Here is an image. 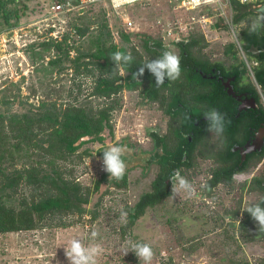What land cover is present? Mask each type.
<instances>
[{
  "label": "rangeland",
  "instance_id": "obj_1",
  "mask_svg": "<svg viewBox=\"0 0 264 264\" xmlns=\"http://www.w3.org/2000/svg\"><path fill=\"white\" fill-rule=\"evenodd\" d=\"M55 1L58 0H20L15 4L20 10L18 22L11 27L4 25L0 18V98L19 89L20 95H28L29 102L33 103H38L47 91L66 100L68 90L80 82L79 100L94 99L87 95L91 77H73L68 62L62 64L66 67L62 72L50 70L47 59L55 54L54 49L43 52L44 57L33 62L28 47L33 44L35 50H39L37 44L40 41L52 39L67 43L70 49L84 48L89 32L94 31L96 21L103 18L117 47L124 46L128 50L133 45L147 58L150 54L142 48L145 37L160 39L168 51L178 55L174 38L163 34V24L175 18H180L181 38L203 37L201 47L193 48L197 55L222 62L229 57V46L242 62L245 61L234 40V36L239 38L241 28L256 21L264 28L263 15H258L257 19L247 14L235 23L232 22L233 11L228 7L182 10L169 0H143L121 8V15L107 12L102 5H93L80 13H61L60 19L44 18L46 7ZM245 8L247 6L242 10ZM202 15H209L211 22H191V16L201 19ZM128 20L133 22L131 29L126 27ZM52 22L53 27L50 26ZM87 24H90L89 32L79 35L75 26ZM120 30L130 34L127 41L120 36ZM70 53L74 55V49ZM119 67L120 73L125 74ZM117 98L119 106L111 114L112 137L105 132L102 143L83 144L79 151L87 148L92 152L73 166V175L81 184L93 185L106 172L97 149L120 145L125 149L126 185H113L110 175L100 182L87 204L88 208L98 212L93 220L89 214H84L80 221L70 226L0 233V264H69L66 251L72 238L79 239L86 247H98L95 264H131L133 260L141 264H264V239L253 237L258 233L256 222L247 224L244 231L235 230L233 223L240 217V208L256 202L260 194L250 189L240 191V183L235 180L228 185L217 184L206 191L202 182L209 176L212 166L206 159H195V165L180 173L191 184V195L182 189L173 191L175 181L172 180L171 194L147 207L131 228L122 233L126 215L123 208L132 205L140 193L150 189V182L158 170L151 158L155 140L149 132H154L160 141L153 151L163 152L177 146L184 130L177 110L159 102L146 101L139 89H123ZM263 174L264 167H259L258 175ZM135 240L150 244L153 255L149 261L145 262L131 251L125 252L128 242Z\"/></svg>",
  "mask_w": 264,
  "mask_h": 264
},
{
  "label": "trees",
  "instance_id": "obj_2",
  "mask_svg": "<svg viewBox=\"0 0 264 264\" xmlns=\"http://www.w3.org/2000/svg\"><path fill=\"white\" fill-rule=\"evenodd\" d=\"M19 1L0 0V18L7 27L18 22L20 10L15 4ZM231 5L232 21L235 23L249 13L242 10L249 3L240 4L231 0ZM89 27L90 24H87L75 26V29L79 35H84L89 32ZM119 33L123 40H128L129 33L122 30ZM239 38L244 50L252 42L258 44V49L264 48V30L257 31L246 26L240 29ZM201 43H204V39L197 35L177 41L180 48V73L174 79H166L160 84L154 82V77L147 69L142 76L136 77L134 73L149 59L159 58L164 51H168L161 40L149 37L142 39V48L150 54L148 58L133 45L128 50L124 46L117 47L104 18L96 21L95 29L89 32L84 48L75 46L70 49L67 43L52 39L40 41L37 44L39 50H35L33 44L29 45L33 62L42 59L43 52L54 49L55 54L47 59L50 70L62 72L66 68L62 64L68 62L73 77H91L87 95L94 99L79 100L80 82L74 83L68 90L66 100H60L59 94L47 91L38 103H33L29 102L28 95H20L19 89L12 95L0 98V233L65 227L80 221L84 214H89L91 220L98 216L97 210L88 208L87 204L108 173H102L91 186L83 185L73 175V166L92 152L87 148L79 151L83 144L102 143L105 132L112 137L111 114L119 106L117 96L123 89H139L146 101L159 102L171 109H182L185 130L194 129V117L199 113L193 106L195 98L207 101V98L215 97H208L207 78L203 77L210 63L193 50L201 47ZM73 49L74 55H71ZM117 51L130 54L131 60L124 65L113 64L111 56ZM260 54L264 59V51ZM119 66L125 74L120 73ZM262 75L264 68L258 71L260 83H264ZM195 84L200 86L197 88L200 93H196ZM222 99L223 94L217 95L215 104H220ZM200 112L206 113L207 110ZM262 115L264 118V109ZM149 134L155 140L154 148L160 141L154 132ZM184 144V148L179 151L172 149L158 152L151 149V158L158 170L150 182V189L140 193L132 205L123 208L126 215L122 233L131 228L147 207L154 206L171 194L170 178L174 172L180 171L182 166H192L195 158L193 142L186 139ZM102 151L104 149H97L101 156ZM203 155L207 156L206 152ZM229 172L223 167L213 170L212 177L206 181L205 190L209 191L212 185L226 180ZM111 182L117 187L125 186L126 172L120 179L113 178ZM246 218L247 221L251 218L247 212ZM259 236L264 237V231L258 227ZM131 264L141 263L133 260Z\"/></svg>",
  "mask_w": 264,
  "mask_h": 264
},
{
  "label": "flooded vegetation",
  "instance_id": "obj_3",
  "mask_svg": "<svg viewBox=\"0 0 264 264\" xmlns=\"http://www.w3.org/2000/svg\"><path fill=\"white\" fill-rule=\"evenodd\" d=\"M263 3L264 0L259 4L247 5L245 11H249V15L258 19V15L264 16V12L257 10L258 6ZM246 26L255 28L257 31L258 29L264 30L258 25V21ZM238 39L240 41V38ZM241 49L244 62L237 57L233 47L227 50L229 57H227L226 62L207 58L210 68L207 73L203 74V77L207 78L208 97L215 96L216 99L217 95L223 94V99L220 104L216 105L214 98H207V101L204 98H195L193 106L199 113H196L194 117V129L185 130L184 111L180 108L173 109L181 114L180 119L184 130V134L180 136V141L174 150H182L187 139V141L193 142L194 147L195 158L192 166L195 165V159L197 158L211 162L209 176L202 182L204 188L206 181L212 177V171L218 167H223L225 171H230L226 180L217 182L209 189L217 184L228 185L232 180H235L240 183L238 187L240 191L243 190L242 192H244L245 189H250L259 193L260 198L257 200L259 201L264 199V174L258 175V168L264 167V118L262 115L264 109V83L258 82V71L264 68V59L261 58L260 52L262 51L258 53V44L252 42L246 50L242 46ZM179 53L180 48L178 46V56ZM262 76L264 77V75ZM194 87L197 91L200 86L195 84ZM201 88L200 90H203ZM196 93L200 92L197 91ZM211 108H215L225 117V127L222 135H217L208 130L203 117L205 113L201 114L200 112L203 110L208 111ZM204 152L207 156L203 155ZM183 170L184 167L182 166L178 172L181 173ZM237 173L242 174L237 176ZM244 208H240L238 220H233L237 231L246 230L247 224L253 221L252 218L247 221L246 212L243 211ZM228 216L231 217L230 214ZM253 237L264 239L262 236L258 237V233L253 234Z\"/></svg>",
  "mask_w": 264,
  "mask_h": 264
},
{
  "label": "clouds",
  "instance_id": "obj_4",
  "mask_svg": "<svg viewBox=\"0 0 264 264\" xmlns=\"http://www.w3.org/2000/svg\"><path fill=\"white\" fill-rule=\"evenodd\" d=\"M111 60L113 64L124 65L131 60V56L117 51L112 54ZM145 69L154 77V82L160 84L166 79H174L179 75L180 58L173 51H164L159 58L149 59L143 66L138 67L134 73L135 76H142ZM203 117L209 131L217 135L223 134L225 117L222 113L215 108H211ZM124 151L125 149L120 145H110L101 152L104 170L108 173V176L110 175L117 180L125 173L126 165L122 159ZM170 179L175 181L172 186L173 191L182 189L187 194H192L191 184L179 172H174ZM243 211L250 215L261 231H264V199L248 204ZM127 251L133 252L136 257L142 258L145 262L149 261L153 255L150 244L141 240L129 241L125 252ZM98 254L99 249L97 246L86 247L76 238H72L68 242L66 257L69 264H95V258Z\"/></svg>",
  "mask_w": 264,
  "mask_h": 264
},
{
  "label": "built area",
  "instance_id": "obj_5",
  "mask_svg": "<svg viewBox=\"0 0 264 264\" xmlns=\"http://www.w3.org/2000/svg\"><path fill=\"white\" fill-rule=\"evenodd\" d=\"M143 0H60L55 1L48 5L45 9L44 18H50V19H60L59 15L61 13H73V11H77L80 13L84 8H89L93 5H102L106 8L108 11H113L117 13L118 15H121L120 9L133 5L136 3H139ZM238 1L240 4L250 3L253 0H235ZM169 2H173L175 6L182 10H200V9H209L214 6L219 7L220 9L228 7L232 10L231 0H169ZM118 5V6H117ZM191 22L196 23L200 22L201 24L203 22H211L209 20V15H202V18H195V16H191ZM233 22V21H232ZM48 25V24H47ZM163 28V34H165L167 37L174 38V40L177 42L178 40L182 39L180 36H182V27L180 18H175L174 20H168ZM50 26L53 27L54 23H50ZM126 27L131 29L133 27V22L128 20L126 21ZM185 30V29H184ZM52 32V31H51ZM53 36V34L51 33ZM234 36V34H233ZM55 37V36H54ZM235 44L238 47V49L242 52L241 49V43L237 36H234Z\"/></svg>",
  "mask_w": 264,
  "mask_h": 264
},
{
  "label": "water",
  "instance_id": "obj_6",
  "mask_svg": "<svg viewBox=\"0 0 264 264\" xmlns=\"http://www.w3.org/2000/svg\"><path fill=\"white\" fill-rule=\"evenodd\" d=\"M257 10H258V11H261V12H264V3L261 4L260 6H258ZM260 51H264V48H262V49H258V53H259ZM254 52L256 53V51H254Z\"/></svg>",
  "mask_w": 264,
  "mask_h": 264
},
{
  "label": "crops",
  "instance_id": "obj_7",
  "mask_svg": "<svg viewBox=\"0 0 264 264\" xmlns=\"http://www.w3.org/2000/svg\"><path fill=\"white\" fill-rule=\"evenodd\" d=\"M262 0H253V1H251L250 3H252V4H259L260 2H261Z\"/></svg>",
  "mask_w": 264,
  "mask_h": 264
}]
</instances>
